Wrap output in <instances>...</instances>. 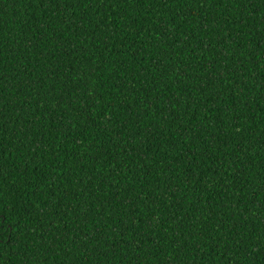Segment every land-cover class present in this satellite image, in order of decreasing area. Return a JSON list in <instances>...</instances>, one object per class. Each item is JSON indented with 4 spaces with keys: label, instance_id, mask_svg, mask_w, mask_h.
<instances>
[{
    "label": "trees",
    "instance_id": "1",
    "mask_svg": "<svg viewBox=\"0 0 264 264\" xmlns=\"http://www.w3.org/2000/svg\"><path fill=\"white\" fill-rule=\"evenodd\" d=\"M0 264H264V0H0Z\"/></svg>",
    "mask_w": 264,
    "mask_h": 264
}]
</instances>
